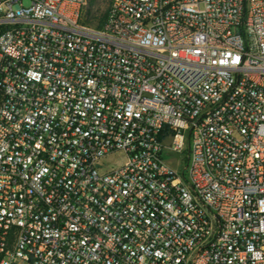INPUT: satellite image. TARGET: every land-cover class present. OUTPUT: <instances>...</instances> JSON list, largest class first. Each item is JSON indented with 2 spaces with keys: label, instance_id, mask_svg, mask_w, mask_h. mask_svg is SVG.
<instances>
[{
  "label": "built area",
  "instance_id": "1",
  "mask_svg": "<svg viewBox=\"0 0 264 264\" xmlns=\"http://www.w3.org/2000/svg\"><path fill=\"white\" fill-rule=\"evenodd\" d=\"M87 1L0 0V264H264V0Z\"/></svg>",
  "mask_w": 264,
  "mask_h": 264
},
{
  "label": "rangeland",
  "instance_id": "2",
  "mask_svg": "<svg viewBox=\"0 0 264 264\" xmlns=\"http://www.w3.org/2000/svg\"><path fill=\"white\" fill-rule=\"evenodd\" d=\"M111 0H88L85 8L84 21L88 22L92 27H97L101 19L105 16ZM28 4V1H25ZM125 162L123 154L108 160L106 166L108 169L117 168Z\"/></svg>",
  "mask_w": 264,
  "mask_h": 264
},
{
  "label": "trees",
  "instance_id": "3",
  "mask_svg": "<svg viewBox=\"0 0 264 264\" xmlns=\"http://www.w3.org/2000/svg\"><path fill=\"white\" fill-rule=\"evenodd\" d=\"M105 17V16H104ZM104 17L101 19V21L99 22V27H101L102 25H103V22H104ZM86 23H88V22H86ZM89 24V23H88Z\"/></svg>",
  "mask_w": 264,
  "mask_h": 264
}]
</instances>
